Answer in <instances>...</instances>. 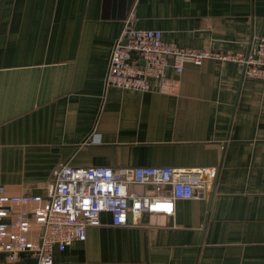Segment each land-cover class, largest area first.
I'll return each mask as SVG.
<instances>
[{
    "label": "crops",
    "instance_id": "obj_1",
    "mask_svg": "<svg viewBox=\"0 0 264 264\" xmlns=\"http://www.w3.org/2000/svg\"><path fill=\"white\" fill-rule=\"evenodd\" d=\"M132 13L186 49L235 53L264 37V0H0V189L45 196L63 165L185 170L200 198L138 225L103 214L54 264H264V80L208 60L168 67L146 93L109 86Z\"/></svg>",
    "mask_w": 264,
    "mask_h": 264
},
{
    "label": "built area",
    "instance_id": "obj_2",
    "mask_svg": "<svg viewBox=\"0 0 264 264\" xmlns=\"http://www.w3.org/2000/svg\"><path fill=\"white\" fill-rule=\"evenodd\" d=\"M132 13L115 43L107 84L111 87L146 93L153 80H163L168 67L178 74L189 64L213 60L234 63L244 76L264 80V37L247 51L235 53L186 49L164 40L162 31L135 26ZM194 173L171 167L76 168L68 165L54 171L45 196L7 195L0 189V262L18 264L35 258L38 264H54V251L64 252L76 242H85L88 229L102 225L110 214L115 227L133 224L143 214L174 216L176 203L200 198L204 186ZM171 189L169 196L147 197L137 187Z\"/></svg>",
    "mask_w": 264,
    "mask_h": 264
},
{
    "label": "water",
    "instance_id": "obj_3",
    "mask_svg": "<svg viewBox=\"0 0 264 264\" xmlns=\"http://www.w3.org/2000/svg\"><path fill=\"white\" fill-rule=\"evenodd\" d=\"M131 220H132V215H130V217H129V222ZM19 264H38V260L35 259V258H28V259H25L24 261H22Z\"/></svg>",
    "mask_w": 264,
    "mask_h": 264
}]
</instances>
